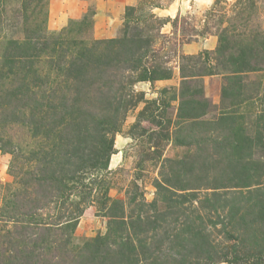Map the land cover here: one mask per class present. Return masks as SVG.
I'll list each match as a JSON object with an SVG mask.
<instances>
[{
	"label": "rangeland",
	"instance_id": "1",
	"mask_svg": "<svg viewBox=\"0 0 264 264\" xmlns=\"http://www.w3.org/2000/svg\"><path fill=\"white\" fill-rule=\"evenodd\" d=\"M0 264H264V0H0Z\"/></svg>",
	"mask_w": 264,
	"mask_h": 264
}]
</instances>
